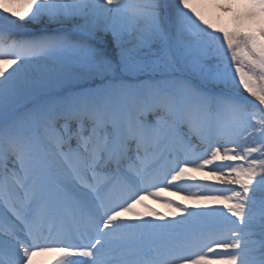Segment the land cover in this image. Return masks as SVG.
Segmentation results:
<instances>
[{
    "label": "bare ground",
    "instance_id": "obj_1",
    "mask_svg": "<svg viewBox=\"0 0 264 264\" xmlns=\"http://www.w3.org/2000/svg\"><path fill=\"white\" fill-rule=\"evenodd\" d=\"M263 1L224 0L220 3L218 0H194L196 5L207 10L208 15L203 17L200 10L183 4V0H0V39L10 40L27 35L53 42L56 35H66L76 40L73 44L75 49L66 53H43L14 59L0 55L3 142H10L24 126L35 130L37 137V128L41 129L42 122L48 121L47 108L54 109L56 126L63 123L66 114L60 110L59 104L64 103L59 100L68 91H79L92 103L106 93L114 95V81L128 84L129 94L134 99L146 100L147 96L164 101V104L173 102L181 106L182 116H178L176 110L159 115L164 119L160 120L158 127L162 137H158L157 141L159 146L166 144V149L176 140V128L187 123V118L183 116L189 112L190 104L184 106L183 101L190 97L189 94L192 104L202 105V112L208 102H214L213 105L219 103L218 108L212 107L214 120L207 128H201L204 134L193 138L198 143L196 147L203 152L198 156L205 161L194 166L192 159H187L189 167L173 181L159 180L157 168L147 171L145 181L138 185L142 197H133L120 214L121 210L117 215H110L104 224L103 236L90 248H94L97 264H139L151 250L157 251L158 257L171 249L187 248L191 245L188 241L198 238L203 232L212 237L208 244L209 253L195 260H181L179 264H219L218 257L232 259L227 261L228 264H249V260L264 259V192L250 191L254 185L264 188V124L256 114H264V90L261 91L249 76L242 77L236 69L232 73L224 72L228 74L203 77L204 68L195 64V60L204 61L206 56L193 39L185 36L190 34L187 31L190 32L192 21L200 20L217 31L237 25L263 31ZM219 19L223 21L221 25ZM184 24H187L186 30ZM195 31L203 34V31ZM156 33L166 35L167 40L173 42L174 48L170 51V55L174 56L173 63L141 58L137 53L146 52V57L155 55L157 48L160 49L158 45L154 49L150 48L153 43L144 44L152 41ZM253 44L257 48L255 54L264 57V43L256 39ZM136 53L141 59L139 64H127L136 59ZM164 55L161 53L159 57ZM105 64H108L107 68ZM153 64L158 66L150 73L140 72L144 66ZM111 65H114L112 69ZM166 66L170 72L157 73ZM168 81L171 83L170 91L158 90L155 94L143 95L147 85L164 84L169 87ZM181 83L184 87H180ZM118 95L121 98L123 93L118 92ZM219 95L221 97H217ZM230 102L239 103L241 112L229 110ZM155 106L151 108V113L157 114L159 110ZM100 108L97 107L98 112L101 110L100 113L108 114L105 107ZM125 111L120 109L118 113ZM15 115L21 119L17 120V127L10 128L15 126ZM140 119H145V128L154 123L146 111L136 108L130 112L128 126L135 125ZM217 126L229 132L231 139L216 141L212 145L215 150L209 153L205 136L216 133L214 129ZM111 128L112 124H108L107 129ZM126 130L132 131L131 127ZM25 134L31 132H23V136ZM98 139L100 136L93 141ZM115 141L122 147V139L111 132L106 142L110 147L105 154L117 147ZM143 143L145 139L139 144L146 147ZM92 148L95 153L101 149L99 144H93ZM151 156L147 154V157ZM149 168L147 165L146 169ZM63 176L68 185L71 184L72 179L66 174ZM54 186L56 196H52L49 203L57 197L60 203L66 204L58 183ZM153 186L156 191L151 190ZM130 193L136 195L134 190ZM25 195L29 200L33 198L26 192ZM70 202L68 215L74 202L76 207L82 203L79 199ZM107 203L105 201L98 206H104L102 210L107 211L111 208ZM41 206L44 207L42 203ZM45 210L49 212L47 221L55 218L56 213L49 207ZM76 212L73 209L72 215ZM14 218L5 222L6 225H13V229L0 224V242L15 235L17 229L29 237L26 226L20 219ZM0 220L3 218L0 217ZM52 226L56 228L54 223ZM39 237L44 241L42 246H39L42 244L40 241L36 243L40 249L31 247L30 243H34L27 238H21L17 243L6 241L5 246H0V264H76L65 254V250L58 249L52 241L46 243L47 236ZM64 245L69 247L72 244L68 241ZM191 250L192 255L201 252L195 244ZM123 252L131 254L122 256ZM29 258L30 261L27 260ZM158 260L164 263L163 258ZM78 264L86 263L80 261Z\"/></svg>",
    "mask_w": 264,
    "mask_h": 264
},
{
    "label": "rangeland",
    "instance_id": "obj_2",
    "mask_svg": "<svg viewBox=\"0 0 264 264\" xmlns=\"http://www.w3.org/2000/svg\"><path fill=\"white\" fill-rule=\"evenodd\" d=\"M219 2L221 3L222 0H219ZM192 5L195 10H200L201 15H203L204 11L207 12V10H203V7L196 5L194 2H192ZM190 26H192L190 32L187 31V33L190 34L185 36L193 39L198 45L200 52L202 50V54H205L206 56V59L204 61L200 59L195 60V64L204 68V73H202L203 77H213L218 73L228 74L232 73L236 69L238 73L241 72L240 74L242 77L249 76L261 91L264 90V57L261 54H255L257 48H255L253 44L256 39L264 43V30H254L251 28H247L244 25H237L236 27L226 29L224 31H217L216 29L203 24L201 20L199 22L192 21V24ZM183 27L186 30L187 24H184ZM193 27L198 32L203 31V34L201 35L199 33H196ZM153 37L155 38L152 41L146 42L144 46L153 43L150 48L156 49L158 45L160 49L157 48L155 55L146 57V52L137 53L142 56L141 58L152 59L153 61H161L164 64L173 63L174 56L170 55L171 49L174 48L173 42L170 43V41L167 40L166 35L164 34L156 33V35L154 34ZM150 48H148L147 50H149ZM137 53L136 59L132 62H128L127 64H131L134 66L139 64V61L141 59ZM161 53L166 54V56L164 55L162 58H160ZM177 63L180 64L179 62H176V64ZM106 65L108 64H105V68L108 67ZM157 66L158 64L144 66L140 72L150 73L152 68ZM113 67L114 65H111L110 68L112 69ZM167 72H170V70L166 66L164 69H159L157 73L165 74ZM168 83L171 86V83L169 81ZM162 85H160V89L164 90L165 86ZM180 87H182V84L180 85ZM170 90V88L166 89V91ZM256 114H258L257 116L260 117V120H262L264 124V114L262 112H256ZM252 188L250 189V191L252 190L255 193L261 191L264 192V188L260 185H254ZM218 198H221L222 201L224 200V198L221 196H218ZM244 224L246 227H249V224Z\"/></svg>",
    "mask_w": 264,
    "mask_h": 264
}]
</instances>
